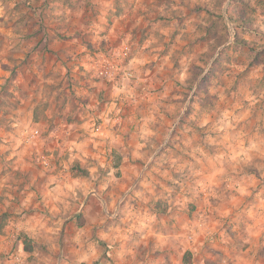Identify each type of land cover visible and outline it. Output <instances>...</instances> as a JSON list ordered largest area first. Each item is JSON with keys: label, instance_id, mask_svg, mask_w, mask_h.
I'll list each match as a JSON object with an SVG mask.
<instances>
[{"label": "rangeland", "instance_id": "1", "mask_svg": "<svg viewBox=\"0 0 264 264\" xmlns=\"http://www.w3.org/2000/svg\"><path fill=\"white\" fill-rule=\"evenodd\" d=\"M262 208L264 0H0V264H264Z\"/></svg>", "mask_w": 264, "mask_h": 264}, {"label": "crops", "instance_id": "2", "mask_svg": "<svg viewBox=\"0 0 264 264\" xmlns=\"http://www.w3.org/2000/svg\"><path fill=\"white\" fill-rule=\"evenodd\" d=\"M225 169V168H224ZM238 172V174H240V170H236ZM261 172V168L259 169H254L253 171L249 172V171H245L242 172L241 174H243V176H239L236 179H231L229 181H227L228 184L231 185H235V184H239L240 186L243 185L244 180L247 178V182H249L251 185L252 183L254 184H259L260 183V179L256 177L257 174H259ZM261 213L264 212V209L262 208ZM200 213V212H199ZM194 218L197 216L198 211H195ZM258 216V215H257ZM193 218V217H192ZM192 218L189 217V221H190V230H189V236L187 238V241L189 242H185V245H187V249H190L188 251H190L191 253H194V251L196 249H198V246L194 240L195 237V233H196V229H197V222L196 224L194 223V221L192 220ZM203 218V217H201ZM199 217V219H201ZM196 218V220H199ZM263 221H264V216H263ZM238 222H240V220H238ZM259 222H261V219H259ZM202 224V222H201ZM154 230L152 233H154V235L151 238H148L149 240H147V243H143V238H140L141 244L140 242H138L136 239H133V243L134 241L136 243H138L137 245L143 246L144 251L147 253L148 255H152L154 256L155 260L157 261L156 264H167L169 261V258L174 256L175 254V242H173V240H169V242H167V238L165 236H163V234L165 233V231L160 230ZM149 237V236H147ZM174 239L177 241H181L182 242V238L179 237L178 235H174ZM174 240V241H175Z\"/></svg>", "mask_w": 264, "mask_h": 264}, {"label": "trees", "instance_id": "3", "mask_svg": "<svg viewBox=\"0 0 264 264\" xmlns=\"http://www.w3.org/2000/svg\"><path fill=\"white\" fill-rule=\"evenodd\" d=\"M231 18L237 20L236 17H235L234 15H232ZM237 21H238V20H237ZM115 167H119V163H116V164H115ZM79 216H81V215H79ZM26 249H27V250H31V247H29V246L27 245V246H26ZM185 254H187V256H189V257L186 258L185 262H186V263H191V255H192V253H191L190 251L187 250V251L185 252Z\"/></svg>", "mask_w": 264, "mask_h": 264}]
</instances>
